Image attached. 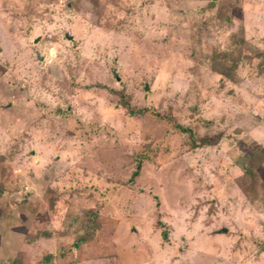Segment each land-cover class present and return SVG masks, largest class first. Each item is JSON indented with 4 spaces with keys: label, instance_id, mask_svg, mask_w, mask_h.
<instances>
[{
    "label": "rangeland",
    "instance_id": "1",
    "mask_svg": "<svg viewBox=\"0 0 264 264\" xmlns=\"http://www.w3.org/2000/svg\"><path fill=\"white\" fill-rule=\"evenodd\" d=\"M0 264H264V0H0Z\"/></svg>",
    "mask_w": 264,
    "mask_h": 264
},
{
    "label": "trees",
    "instance_id": "2",
    "mask_svg": "<svg viewBox=\"0 0 264 264\" xmlns=\"http://www.w3.org/2000/svg\"><path fill=\"white\" fill-rule=\"evenodd\" d=\"M256 155H257V153L255 152V153H251V155H247V157H249V158L251 157L252 158V157H255ZM240 167H241L242 170H244L246 172L248 171L247 167L244 164L240 165Z\"/></svg>",
    "mask_w": 264,
    "mask_h": 264
},
{
    "label": "water",
    "instance_id": "3",
    "mask_svg": "<svg viewBox=\"0 0 264 264\" xmlns=\"http://www.w3.org/2000/svg\"><path fill=\"white\" fill-rule=\"evenodd\" d=\"M73 38L72 37H70V40H72ZM146 91H148V88L146 89ZM224 233L226 232V231H223Z\"/></svg>",
    "mask_w": 264,
    "mask_h": 264
}]
</instances>
